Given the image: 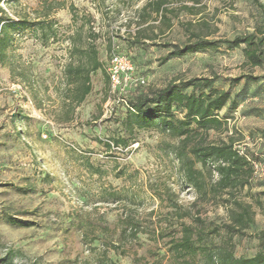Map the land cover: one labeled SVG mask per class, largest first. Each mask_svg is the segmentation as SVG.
Listing matches in <instances>:
<instances>
[{
    "label": "rangeland",
    "instance_id": "obj_1",
    "mask_svg": "<svg viewBox=\"0 0 264 264\" xmlns=\"http://www.w3.org/2000/svg\"><path fill=\"white\" fill-rule=\"evenodd\" d=\"M149 1H0V17L43 21L16 29L0 59L3 264H225L264 254L258 238L264 232V169L245 187L199 200L175 154L179 139L162 127H132L126 101L139 87L215 77L214 89L229 91L237 107L219 112L226 124L211 129L208 141L233 143L263 161L264 66L250 65L244 46L224 41L264 33V0H173L170 24L141 16ZM42 27L52 33L47 41ZM198 37L218 48L167 58L171 48L164 43L184 45ZM92 45L102 67L91 73V93L76 104L65 69L86 63ZM113 55L130 62L116 87L108 75ZM166 191L183 208L199 201L208 223L180 219ZM244 208L253 220L244 221L242 232H227L224 224L238 228ZM7 216L30 224L12 226ZM133 223L140 227L136 237ZM186 226L196 253L177 247Z\"/></svg>",
    "mask_w": 264,
    "mask_h": 264
},
{
    "label": "trees",
    "instance_id": "obj_2",
    "mask_svg": "<svg viewBox=\"0 0 264 264\" xmlns=\"http://www.w3.org/2000/svg\"><path fill=\"white\" fill-rule=\"evenodd\" d=\"M172 2L173 0H150L142 7L141 16L154 20L160 18L163 23L168 22L170 24L171 20L167 14L171 10L169 7ZM47 8V12L44 13L46 17L50 14L52 7ZM0 12H3L1 8ZM42 23V20L29 22L20 19L15 21L10 17L1 16L0 59L5 60L7 48L11 44V38L16 29L33 28ZM41 29L43 38L47 41L52 33L47 35L44 33L45 28L42 27ZM224 43L230 48L244 46V54L248 63L252 66H264V33L261 35L257 33L238 35L232 40H225ZM163 46L171 48L167 58L180 57L209 48H218L215 41L201 37L184 45L164 43ZM87 58L86 63L82 61L78 64L70 63L65 69L68 84L73 88L69 98L76 104L82 103L86 96L91 93L93 88L91 73L102 67L98 52L93 45L87 51ZM216 80L215 77H194L186 82H171L161 89H142L139 87L128 92L126 97L133 118L132 127L135 126L140 129L154 126L162 127L172 137L179 139L175 154L181 164L185 179L198 190L199 200H210L223 192L245 187L249 178L255 174L253 162L260 161V158L250 157L236 149L233 143L208 141V133L211 129H222L226 124V120L219 116V112L228 104H233V108L237 107V103L232 100L229 91L214 89ZM189 88L192 90L188 91ZM202 89L209 90V92L200 93ZM197 137L199 139L195 140ZM124 143L127 144L126 141ZM214 174L217 175L216 179H214ZM166 194L169 200L173 202L175 212L180 219L191 218L200 225L208 223V214L199 201L193 202L190 208H183L172 199L171 191H166ZM158 196L162 198L161 195ZM247 219L253 220L249 209L244 208L237 217L239 227L224 224V228L229 233H237L241 231L244 221ZM5 220L8 224L18 227L29 226L30 224L13 216H7ZM139 230V224L133 223L131 235L136 237ZM184 230V240L177 247L186 252L196 253L192 231L188 226ZM258 238L264 244V232L260 233ZM6 260L7 258H2L0 264ZM104 264L115 263L108 260ZM225 264H264V254L258 253L249 259L239 258L231 261L227 259Z\"/></svg>",
    "mask_w": 264,
    "mask_h": 264
},
{
    "label": "built area",
    "instance_id": "obj_3",
    "mask_svg": "<svg viewBox=\"0 0 264 264\" xmlns=\"http://www.w3.org/2000/svg\"><path fill=\"white\" fill-rule=\"evenodd\" d=\"M130 62L129 59L125 56L121 55H113L111 58V66L108 69V75L110 81L114 87L120 84V77L122 76L120 73V69L129 67ZM141 84H144L145 81L143 79L140 80ZM254 172L255 174L261 173L264 169V160L254 161L253 162Z\"/></svg>",
    "mask_w": 264,
    "mask_h": 264
}]
</instances>
